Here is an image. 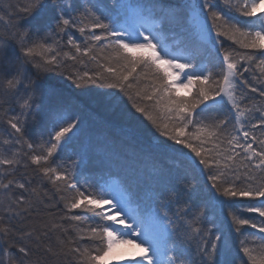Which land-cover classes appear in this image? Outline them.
<instances>
[{"label": "snow or ice", "instance_id": "6c2138e0", "mask_svg": "<svg viewBox=\"0 0 264 264\" xmlns=\"http://www.w3.org/2000/svg\"><path fill=\"white\" fill-rule=\"evenodd\" d=\"M0 193V264H264V0H8Z\"/></svg>", "mask_w": 264, "mask_h": 264}, {"label": "trees", "instance_id": "16d2710c", "mask_svg": "<svg viewBox=\"0 0 264 264\" xmlns=\"http://www.w3.org/2000/svg\"><path fill=\"white\" fill-rule=\"evenodd\" d=\"M8 0H0V6H2L4 3H7ZM13 2H19L21 6L26 2V0H13ZM52 0H46V3L51 4ZM28 23H34V18H28ZM75 34V33H74ZM78 35V34H76ZM182 37V38H181ZM178 40H183V35L177 36ZM78 68L82 66H77ZM93 64H88V69H94ZM93 90L95 89V86H91ZM99 91V89H98ZM77 90L73 89L72 87L68 86L65 88L64 95L68 99V101L71 104L76 103V96H77ZM90 95V93L84 94V98H87V96ZM10 114H15L14 112H11ZM91 115V116H90ZM85 116L90 117L91 123L84 125V132L82 133L81 137L78 138L74 143L76 145H79L82 141L87 142L89 139H96L97 141H103L105 138H107L109 144L112 145V148L115 152L119 153L120 150H122L123 155H119L123 157V161L118 160L117 163H115L111 168L112 175L106 176V179H110L112 177H116L118 181L122 180H129L130 177H136V175H144L147 172H150L153 170V164L154 161L149 158L148 156L142 154L140 148L135 147H126L125 141L126 137L122 136L119 128H109L105 125L104 119L102 116H98L94 113H87ZM37 120H40V117H37ZM89 123V122H88ZM39 124L33 125V136L31 138L38 139L39 138ZM91 137V138H90ZM118 156V157H119ZM121 161V162H120ZM178 162L177 164H180L181 162L175 161V160H169L168 166L170 163ZM176 164V165H177ZM34 167V166H32ZM32 167L28 168L26 171L28 173H32ZM175 167V166H174ZM22 172L25 170H21ZM95 173H97L95 170L93 171L90 179L91 182H95ZM19 175V173H17ZM129 183L132 184L133 191H135V183L131 180H129ZM33 187L36 186L35 181L33 182ZM2 193H0V197H2Z\"/></svg>", "mask_w": 264, "mask_h": 264}, {"label": "rangeland", "instance_id": "374dc122", "mask_svg": "<svg viewBox=\"0 0 264 264\" xmlns=\"http://www.w3.org/2000/svg\"><path fill=\"white\" fill-rule=\"evenodd\" d=\"M182 38V37H181ZM184 39H185V37H184ZM192 39H195V37L193 36L192 37ZM99 91L100 92H106V91H108V89H105V88H101V89H99ZM91 116V115H90ZM91 118L90 117H87V116H85V124L84 125H86V124H90L91 123ZM89 122V123H88ZM91 138V137H90ZM93 140H95V141H97L96 139H93ZM119 153H125V152H123L122 150H120V152ZM126 154V153H125ZM118 160H121V161H123V157L122 156H119L118 157ZM120 161V162H121ZM178 162H173V163H170L169 164V167H172V168H175L174 166H176V164H177ZM96 175H95V177H94V179H95V181H96V179H98L99 178V173H95ZM95 183V182H94Z\"/></svg>", "mask_w": 264, "mask_h": 264}]
</instances>
